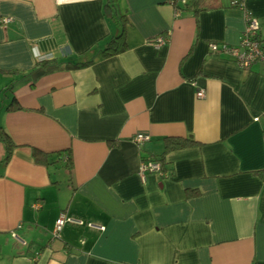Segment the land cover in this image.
Returning <instances> with one entry per match:
<instances>
[{
	"label": "crops",
	"instance_id": "1",
	"mask_svg": "<svg viewBox=\"0 0 264 264\" xmlns=\"http://www.w3.org/2000/svg\"><path fill=\"white\" fill-rule=\"evenodd\" d=\"M232 2L195 14L118 0L128 46L101 56L120 30L105 0H0V130L16 143L3 164L0 138V264H264V64L209 45L238 44L247 12L264 44V0ZM171 136L195 142L143 179ZM34 147L61 159L39 163ZM62 212L104 228L54 236Z\"/></svg>",
	"mask_w": 264,
	"mask_h": 264
},
{
	"label": "built area",
	"instance_id": "2",
	"mask_svg": "<svg viewBox=\"0 0 264 264\" xmlns=\"http://www.w3.org/2000/svg\"><path fill=\"white\" fill-rule=\"evenodd\" d=\"M184 1V0H182ZM243 6V3H240ZM180 9L176 8V13H179ZM11 20L9 16H0V23L5 24ZM260 23L256 16L252 15L251 13L246 14V24L241 35L240 42L236 45H230L224 43L219 45V43L215 41H211L209 43L211 50L213 51H223L232 57L240 66L247 68L253 62H261L264 64V44L260 37ZM167 40V36L164 34H159L155 37V42L157 44H162ZM33 52L38 58H43V54H41L40 50L34 46ZM197 95L204 96L205 91L203 89H199L197 91ZM137 142L142 143L145 140L150 139V135L137 132L133 137ZM149 171H163V162L158 158L146 157L143 158L140 162L139 166V173L143 179H145V175ZM66 224L72 225H88L91 227L103 229L104 226L101 224H96L91 220H87L86 218L78 215L68 214L62 212L59 217L56 219L54 228H53V235L58 236L60 235L61 230ZM13 236L16 237L20 242L25 243V240L20 237L16 231L13 230Z\"/></svg>",
	"mask_w": 264,
	"mask_h": 264
},
{
	"label": "trees",
	"instance_id": "3",
	"mask_svg": "<svg viewBox=\"0 0 264 264\" xmlns=\"http://www.w3.org/2000/svg\"><path fill=\"white\" fill-rule=\"evenodd\" d=\"M176 8H180L183 10H191L195 14L199 13L202 10L211 9L215 7H219L222 5V0H184L182 3H179L178 0H172ZM234 4H237L240 2V0H232ZM104 12L105 15L115 20L120 27L119 32L114 34L110 37L109 40H107L104 45L99 49V55L101 56H107L111 54H115L117 52L123 51L127 48V38H126V31H127V24L129 22L127 14L125 11H122V9L118 5V0H105L104 3ZM92 59L88 60H80L75 63H72L70 65L73 66H81L88 64L91 62ZM20 104L16 97H13L11 99V102L8 104L7 108H15L19 107ZM0 138L5 142L6 145V152L2 159L3 164H6L10 156L12 154V150L15 147L16 143L13 141L9 133L2 129L0 130ZM195 142L192 138H180V137H166L165 138V149L163 153L161 154L160 160H163V157L167 151L170 149L183 146L186 144H190ZM33 157L35 161L43 164H50L54 163L61 159L60 151L59 152H48L41 150L37 147H34L32 149ZM57 153L58 155L54 156V154ZM159 159V158H158ZM65 166L69 169L71 172L73 168V158L71 155V150H68V156L65 159Z\"/></svg>",
	"mask_w": 264,
	"mask_h": 264
}]
</instances>
